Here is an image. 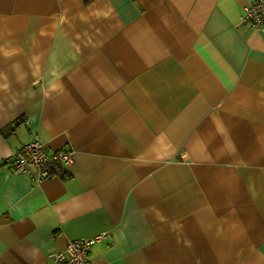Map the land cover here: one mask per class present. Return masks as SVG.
Returning <instances> with one entry per match:
<instances>
[{
  "label": "crops",
  "instance_id": "0c3cea01",
  "mask_svg": "<svg viewBox=\"0 0 264 264\" xmlns=\"http://www.w3.org/2000/svg\"><path fill=\"white\" fill-rule=\"evenodd\" d=\"M252 1L0 0V264H264ZM35 134L72 164L16 171Z\"/></svg>",
  "mask_w": 264,
  "mask_h": 264
},
{
  "label": "built area",
  "instance_id": "2783aa9c",
  "mask_svg": "<svg viewBox=\"0 0 264 264\" xmlns=\"http://www.w3.org/2000/svg\"><path fill=\"white\" fill-rule=\"evenodd\" d=\"M243 20L257 30H264V0H254L247 5L244 8ZM10 161L16 171L27 173L41 181L51 177L57 165H71L73 150H49L35 134L32 141L14 152ZM106 236L107 233H100L93 237L71 240L63 250L54 253L52 264H88L91 247Z\"/></svg>",
  "mask_w": 264,
  "mask_h": 264
},
{
  "label": "clouds",
  "instance_id": "9594fccd",
  "mask_svg": "<svg viewBox=\"0 0 264 264\" xmlns=\"http://www.w3.org/2000/svg\"><path fill=\"white\" fill-rule=\"evenodd\" d=\"M56 90V88H55V86H53L52 87V91H55ZM48 93H46L45 95H47Z\"/></svg>",
  "mask_w": 264,
  "mask_h": 264
}]
</instances>
